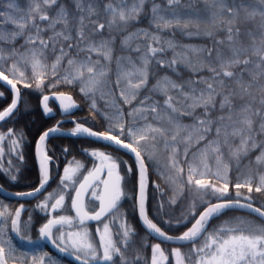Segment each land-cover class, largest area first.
I'll list each match as a JSON object with an SVG mask.
<instances>
[{"label": "snow or ice", "instance_id": "6c2138e0", "mask_svg": "<svg viewBox=\"0 0 264 264\" xmlns=\"http://www.w3.org/2000/svg\"><path fill=\"white\" fill-rule=\"evenodd\" d=\"M28 3V9L21 11L17 0H8L5 10L0 11V19L15 26V31L8 33L4 24H0V44L7 41L14 45L17 38L24 41L19 49L12 47L7 55L0 47V61L13 60L10 67L0 70V82H6L14 94L11 103L0 111V121L10 119L18 110L21 100L18 84L39 90L78 85L97 113L98 99L105 101L106 111L102 115L107 127L101 132L76 123L70 134L95 137L133 154L136 199L143 225L165 241L190 245L187 252L180 247L171 249L175 264H264V205L255 206L251 196L253 191L264 192V0H255L254 6H246V0H204V10L192 9L187 13L182 11L185 6L181 0H166V5L157 0H28ZM149 3V26L129 31L145 15ZM186 7L191 8L192 4ZM257 17L259 22H255ZM165 32L172 34L165 37ZM177 32L181 36L204 37L211 44L181 43L176 39ZM221 33L223 38L217 39ZM121 35L120 50L130 55H115ZM169 51L170 59L166 57ZM113 62L115 80L111 79ZM181 69L189 72L187 79ZM160 72L164 75H159ZM152 79L156 82L149 87ZM142 93L147 94L141 98ZM3 95L0 92V97ZM54 95L63 113L78 107L70 94ZM157 96L161 99H156ZM49 99L48 95L42 97L45 114L52 112ZM60 123L43 131L36 143L39 186L15 195L32 197L46 190L52 157L42 152L41 146L52 133L60 131ZM24 138L22 132L10 128L0 133V145L10 139L9 154H16L23 161L19 147ZM255 150H259V155L241 173L245 177L243 182L232 184L225 159L235 161L239 170V162ZM3 154L0 146V158ZM90 156L100 163L89 170L79 161L74 160L75 167L69 162L63 169L59 191L49 193L37 205L48 208L54 198L51 209L57 211L70 199L75 216L48 219L40 227V235L62 252L73 250L81 264H140V255L130 260L125 254L135 230L121 224L122 231L116 233L121 239L116 240L110 227L116 221L113 213L126 196L121 164L126 165V175L133 173V167L97 149ZM161 157L164 161L161 174L167 176L175 190L171 203H177V196L183 197L186 191L193 193L186 210L175 221L191 226L177 236L165 232L146 212L148 168L151 163L159 169ZM209 161L215 162V171ZM257 179L254 187L253 181ZM232 189L234 199L229 198ZM245 189L246 194L242 191ZM0 207L5 209L0 211V264H8L9 259L35 264V256L29 262L26 254L14 255L16 249L7 236L11 213L7 206ZM89 207L93 209L91 212ZM233 208L248 209L262 222L233 218L209 231L214 218ZM23 209L21 204L11 216V231L18 236ZM109 217L111 222H107ZM76 221L80 230L67 233L61 230L53 238L54 227L59 226L58 230L65 225L73 227ZM85 221L102 225V229L95 230L98 243L90 239ZM151 253L149 264L169 260L160 243L151 245ZM47 255L38 258L39 264H44Z\"/></svg>", "mask_w": 264, "mask_h": 264}, {"label": "trees", "instance_id": "16d2710c", "mask_svg": "<svg viewBox=\"0 0 264 264\" xmlns=\"http://www.w3.org/2000/svg\"><path fill=\"white\" fill-rule=\"evenodd\" d=\"M8 0H0V11H4L6 8ZM158 3H161L162 5H166V0H157ZM192 4V7H186L189 4ZM255 0H246V6L253 5L254 6ZM18 8L21 11H26L29 7L28 0H17ZM181 4L185 7L182 8V11L184 12H190L192 9H199L204 10L205 4L204 0H181ZM150 8L151 4L149 3L145 8V15L141 16L140 20L133 24L132 27L129 29V31H132L136 28H147L149 26V16H150ZM249 11L252 10L251 7L248 8ZM244 13L241 12V17L243 18ZM255 22H259V17H257V20ZM0 24H4V29L6 32L10 33L15 31V26L10 23H4L2 19H0ZM251 26V24L249 25ZM171 32H165L163 35L165 37H170ZM223 33H221L217 39L223 38ZM119 37L116 42V48H115V55H130V53L121 52L120 50V39ZM176 39L184 44H194V45H204V44H211V41L200 36H181L178 32L176 33ZM24 41L21 38H17L14 45L9 44L7 41H5L3 44H0V47H3L5 49V54L7 55L9 50L12 47H15L17 49L20 48V45L23 44ZM172 52L169 51L166 54L167 58H171ZM95 59V56L93 57ZM163 58V57H162ZM13 63V60H8L7 62L0 61V70H3L7 67H10ZM112 75L111 79L115 80V63L112 64ZM21 71H24V68L21 67ZM6 75H9L8 72H5ZM27 75H30V73H26ZM181 74L185 79L189 77V72L187 70L181 69ZM159 75H164V72H160ZM168 75H172L171 72L168 73ZM9 78L11 79V75H9ZM195 78V77H194ZM173 79H176L175 76H173ZM31 82V81H28ZM155 79L150 80L149 87H151L152 84H155ZM18 86L21 88V103L18 108V110L15 112V114L2 123L0 125V133H6L8 129H15L18 133L22 132L24 134V141L21 143L19 147L20 153H22L24 159L21 161L16 154H9V147H10V139H6L4 142H2V146L4 149V154L2 158H0V183L7 188L10 191L14 192H24L28 190H32L36 188L39 185L41 174L40 169L37 164L36 160V142L39 138V135L42 134L43 131L47 130L51 126H53L61 117V111L58 108V106L52 101L50 103L51 107L54 109V114L52 115H46L41 109V97L50 92H69L74 95L75 102L77 103L78 107L74 110L72 113V116L81 124H84V126L88 128H92L94 131H105L107 127V121L105 120L104 116L102 115L106 111V105L104 100L97 101V107L99 108L100 112L97 113L94 111L90 106V101L88 98H86L83 94L79 91V86H72V85H60L56 88H49L45 87L43 90L36 89L35 87L28 89L24 88L22 85ZM0 92H2L4 95L3 97H0V111H3L4 108H6L13 98L12 92L0 82ZM147 93H142L141 98H143V95H146ZM156 99H161L160 97H156ZM185 123H190V121H185ZM62 127H73V123L67 122L66 124L62 125ZM64 149H67V151H64ZM93 149H97L100 151H104L106 153H110L113 156H117L120 158L125 159V162H127L128 165H131L133 167V173L126 175V170H122L120 168V174L121 176H124L125 179L123 181L124 190L127 189H133V192L135 194L137 190V173H136V165L134 158L125 153L122 150H117L115 147L109 146V144L94 140V139H87V138H72V137H52L49 139L47 143V152L48 155L51 156L54 161L57 162L60 168V172L55 178L54 181L47 187L46 191L39 196L38 198L31 199V200H8L3 198L0 195V206H2V202H6L7 204V211L11 213L12 216V210L11 208H14L15 205L25 203L28 205V208L24 211L23 218H26L28 214H31V217L33 219L31 230L32 232L27 235L21 234V236H24L23 240L27 239L28 242H30V246L32 248H29L25 246L24 243H18V256L21 254H26L27 260L30 262L32 257H37V260L35 264H38L39 257L42 255V248L41 244L37 243L36 241L39 240V227L42 223L46 221L47 216L42 213L39 209L33 208V204H35L39 199L43 198L46 193L54 191L59 188L60 186V178L63 175V169L64 167L69 163L73 162V167H75V161L81 162L83 165H85L86 169H91L94 164H99L100 161L98 158L91 157L90 152ZM259 155V150H255L249 154L247 158L242 159L239 162V170L236 167L235 161H229L225 159V163L229 164V172L228 176L230 178V181L232 184L237 182H243L244 176L241 175L246 169V167L249 165V161L255 160V157ZM9 161H11V165L9 164ZM163 157H161V167L158 169L157 166H154L150 163L149 165V198H148V213L151 217V219L154 220L165 232L172 235H179L183 231L186 230V227H190V224H177L175 221L178 219L182 212H184L187 208V205L190 203L192 199L193 193L185 192L183 197L177 196V203L172 204L171 199L173 198L174 194L172 190L169 189V187L172 185L168 182L167 176L162 175L161 172L163 171L162 165H163ZM210 165L213 168V171H215V162L209 161ZM54 167V164H52ZM186 168V165H185ZM253 168H255V165H253ZM15 169V170H13ZM87 172L84 171V174ZM15 175L16 179L12 180L11 176ZM80 179L82 178L79 177ZM219 183V182H218ZM258 183V179L253 181V186L255 187ZM157 185H159V188H157ZM231 187V185H230ZM169 192H168V190ZM246 194V189L242 190ZM158 192L161 194L159 195ZM235 190L232 189L229 198L234 199L235 198ZM135 196V195H134ZM164 198L166 202L165 207H160V200L159 197ZM252 201L255 205L260 206L264 205V192L257 193L253 191L251 194ZM135 198V197H134ZM68 201V199H67ZM214 201V200H213ZM135 207V206H134ZM157 207L160 209L163 215H161V218L157 217L155 212L157 210ZM2 208V207H1ZM2 211H5V209ZM130 219L131 222L134 225L135 233L136 235L133 236V241L136 243H149L147 250L145 252V260L147 262H150L151 258V245L156 243V240L150 235V233L143 227L141 224L136 207L134 208V213L132 214H126ZM245 218H254L259 223L262 221L257 219L254 216H251L244 212L234 211V210H226L224 213L216 218L213 219L211 226L217 227L223 223V221H226L227 219H230L233 216H240ZM11 216L9 217L7 221V227L11 228ZM170 221V222H169ZM21 236H19L21 238ZM8 237H10L8 235ZM22 239V238H21ZM162 247L165 251H167L169 248H171V244H162ZM135 251V249H134ZM170 251V250H169ZM132 253L133 251H126L125 253ZM11 261H15L16 263L13 264H22V261L20 259H9V263ZM45 262H48L46 259Z\"/></svg>", "mask_w": 264, "mask_h": 264}, {"label": "flooded vegetation", "instance_id": "af4514ba", "mask_svg": "<svg viewBox=\"0 0 264 264\" xmlns=\"http://www.w3.org/2000/svg\"><path fill=\"white\" fill-rule=\"evenodd\" d=\"M74 110H75V108L74 109H72V111H70V112H68V113H63V112H61V115H62V117L58 120V121H60V120H63V121H61V124L62 125H64V124H66L67 122H71V123H73V127H68V128H66V127H62V128H64V129H67V130H72L74 127H75V124L76 123H79L78 121H76V119L72 116V113L74 112ZM54 113V112H53ZM53 113H51V114H53ZM45 114V113H44ZM46 115H48V114H46ZM57 121V122H58ZM56 122V123H57ZM55 123V124H56ZM54 124V125H55ZM49 141V140H48ZM48 143V142H47ZM47 143H46V151H48L47 150ZM48 154V153H47ZM49 156V155H48ZM51 157V156H50ZM117 157V156H116ZM119 158V160H121V161H125V159H123V158H120V157H118ZM52 164H54V167H53V165ZM50 165H51V181L49 182V184H48V186L52 183V181H54L55 180V178L57 177V175L59 174V172H60V168H59V165L57 164V162L56 161H54V159L52 158L51 159V161H50ZM128 165V164H127ZM122 170L124 169V170H126V165L125 164H121V167H120ZM87 174V173H86ZM85 174V175H86ZM82 179V178H81ZM39 186V185H38ZM37 186V187H38ZM47 186V187H48ZM78 186V185H77ZM47 187H46V189H47ZM46 191V190H45ZM45 194V193H44ZM47 194V193H46ZM74 195V194H73ZM90 199V195L89 196H87V198H86V202L88 201ZM27 205V204H26ZM18 206H19V204H17V205H15L14 206V208H11V209H13L12 210V212H13V216H14V214H15V210H16V208H18ZM28 206V205H27ZM25 208H27V207H25ZM24 208V209H25ZM7 209H8V207H7ZM89 212H91L93 209L91 208V207H89ZM0 211H2V208L0 207ZM115 213H113V215H114ZM118 214V213H117ZM59 215H71V216H75V211L71 208V201H70V199H68V201H66L65 202V204H64V206L61 208V209H59V210H57V211H53L52 209H50V211L48 212V215L46 214V216H47V219H46V221H45V223L47 222V220L48 219H52V218H54V217H57V216H59ZM119 215H120V219H123V217H125L124 216V214H120L119 213ZM110 218H112V217H109V219ZM78 224V221H76V222H74V226L73 227H68L67 225H65V226H63V228H60L59 229V231H64L65 233H67L70 229L71 230H73V231H78V227L76 226ZM126 224L129 226H131V227H133L134 228V225H133V223H130L129 221H126ZM98 225V222H85V226H88L89 228H91V230H89V232L91 233V238L93 239V241H95L96 242V240L98 241V237H97V235H96V232L94 231V227H96ZM58 227L59 226H57V227H54L53 228V230H52V232H53V238H55L57 235L55 234V230L56 229H58ZM117 230V229H116ZM121 232V230L120 229H118L117 230V232ZM10 236V238H11V240H12V244H13V246H14V248L16 249V253L14 254V255H16V256H18V243H24L25 244V246H27V247H29V248H32L31 246H30V242H28L27 241V239H25V240H23V239H21L15 232H13V231H11V228H8V232H7V236ZM39 238H40V244H41V248H42V252L45 254V253H47L48 255L46 256V258L49 260L48 261V263L47 264H49V263H51L50 262V259L52 258L53 259V261H54V263L53 264H77V263H75L74 261H71V260H69L66 256H63V255H60V254H58V253H56L55 251H52L51 249H50V247H49V245L44 241V239H43V237L40 235V232H39ZM156 243H159V242H156ZM62 247H63V245H62ZM161 247H162V245H161ZM163 248V247H162ZM174 247H171V248H169L167 251H165V254L166 255H168L169 256V258L170 257H172L171 255H170V252H171V249H173ZM170 250V251H169ZM67 252H69V253H71V254H73V250H71V249H69V251H67ZM126 254V256L131 260L132 259V257H134L135 255H140L141 257H142V259H141V261H140V264H147V262H146V260H145V245H139L138 246V248L137 249H135V251H134V253L133 254H130V253H125ZM73 255H75V254H73ZM76 256V255H75ZM13 263H16L15 261H11V263H9L8 262V264H13ZM46 263V262H45ZM44 263V264H45ZM93 263H97V262H93ZM38 264H39V261H38ZM162 264H169V260L168 261H163L162 262Z\"/></svg>", "mask_w": 264, "mask_h": 264}, {"label": "rangeland", "instance_id": "374dc122", "mask_svg": "<svg viewBox=\"0 0 264 264\" xmlns=\"http://www.w3.org/2000/svg\"><path fill=\"white\" fill-rule=\"evenodd\" d=\"M77 104V103H76ZM76 109V108H75ZM154 166H156L155 164H153ZM71 188H72V186H71V182H69V189H68V191L69 192H71ZM169 189L170 190H172V192H173V194L175 195V190H174V186L173 185H171L170 187H169ZM168 190V189H167ZM56 191H59V188L58 189H56ZM148 191H149V189H148ZM51 192H53V191H51ZM51 192H48L43 198H41V199H39L35 204H33L32 206H33V208H37V209H39L42 213H44L45 215L47 214L48 215V212L50 211V209H51V203H54V198H53V200L52 201H50L49 202V206H48V208H40V207H37V205H39V204H41L44 200H45V198L48 196V194L49 193H51ZM125 192H126V196L124 197V198H122V200H121V202H120V205H119V209H118V211L117 212H115V214L113 215V216H115L116 217V221H115V223H110V227H111V230H112V234H113V239H116V240H119V239H121V237L120 236H117L116 235V233H119V231L117 232V230L118 229H120L121 230V228H120V225L121 224H125L126 223V221H129L130 223H132L131 222V219L126 215V214H132L133 215V213H134V208L136 207V205H135V203H136V195H137V190H136V192H135V194H134V192H133V189H129V190H127V189H125ZM168 192H169V190H168ZM72 194H74V193H72ZM158 194L159 195H161L159 192H158ZM135 195V196H134ZM135 197V198H134ZM159 197V196H158ZM148 198H149V192H148ZM159 200H160V205L162 204L163 205V207H165L166 206V202H165V199L164 198H161L160 199V197H159ZM214 200V199H213ZM212 200V202H214ZM66 201H67V199H66ZM6 202H2V206H7V204H5ZM22 205H24V208L27 206L26 204H22ZM20 206V205H19ZM135 206V207H134ZM2 209L4 210V208L2 207ZM13 213V212H12ZM118 213V214H117ZM119 213L120 214H124V216L125 217H123V219H120L121 217H120V215H119ZM155 214H156V216L157 217H159V218H161V215H163L162 214V212L160 211V209L157 207V210H156V212H155ZM23 215L24 214H22V212H21V221H22V223H21V234H23V235H27V234H30L31 232H32V230H31V225H32V222H33V219H32V217H31V214H28L27 215V217L26 218H23ZM12 216H13V214H12ZM233 218H238V219H245V220H247V221H251V222H255V223H259L257 220H255L254 218H247V217H245V218H243V217H241V215L240 216H233V217H231L230 219H227L226 221H228V220H231V219H233ZM47 219V218H46ZM111 220H112V218H110L109 219V221H107V222H111ZM225 221H223V223H224ZM45 223V222H44ZM44 223H42L41 224V226L44 224ZM127 225V224H126ZM40 226V227H41ZM128 226V225H127ZM130 226V225H129ZM40 227H39V229H40ZM85 227H87V229L88 230H91V228H89L88 226H85ZM97 227H100L101 229H102V225H100V224H98L96 227H94V231L96 230V228ZM131 227V226H130ZM218 227V226H217ZM131 228H133V227H131ZM213 228H216V227H213ZM213 228H210L209 229V231H211ZM117 229V230H116ZM134 230H135V228H133ZM78 230H80L79 228H78ZM69 231H73V230H69ZM122 231V230H121ZM96 232V231H95ZM55 234L58 236L59 235V230L58 229H56L55 230ZM135 235H136V233H135ZM134 235V236H135ZM97 237H98V241H99V236L97 235ZM90 239L92 240V242L93 243H98V241L96 240V242L95 241H93V239L91 238V236H90ZM132 240H133V237H132ZM37 243H39L40 242V240H37L36 241ZM149 243L147 242V243H136V242H132V243H130V245L128 246V248L126 249V251H128V250H130V251H133L132 253H130V254H133L134 253V249H137L138 248V246L139 245H145V252H146V250H147V247L149 246L148 245ZM190 246H187V247H180L181 248V250L183 251V252H187L188 251V248H189ZM174 248H177V247H174ZM42 255L44 254L43 252L41 253ZM41 255V256H42ZM47 258L45 257V259H44V263H45V260H46ZM48 260V259H47ZM143 260V259H142ZM49 261V260H48ZM50 262L51 263H49V264H53L54 263V261H53V259L51 258L50 259ZM53 262V263H52ZM147 262V261H146ZM48 262H46L45 264H47ZM147 264H149V262H147ZM169 264H175V257H170L169 258Z\"/></svg>", "mask_w": 264, "mask_h": 264}, {"label": "water", "instance_id": "95a60500", "mask_svg": "<svg viewBox=\"0 0 264 264\" xmlns=\"http://www.w3.org/2000/svg\"><path fill=\"white\" fill-rule=\"evenodd\" d=\"M2 84H4L10 91H11V89H10V86H8L7 84H6V82H1ZM19 87V86H18ZM12 92V91H11ZM58 93H60V92H52V93H49V94H46V95H48L49 97H50V99H49V101H48V106H49V102L51 101V100H54L57 104H58V106L60 107V102H59V100L58 99H56V97H55V95L54 94H58ZM64 93H66V94H70V93H67V92H64ZM12 94H13V92H12ZM14 95V94H13ZM72 97H73V99H74V96L72 95V94H70ZM20 102H21V100L19 101V103H18V108H19V105H20ZM50 107V106H49ZM41 108H42V99H41ZM42 111H43V109H42ZM51 113V112H50ZM50 113H48V114H50ZM8 120V119H7ZM7 120H5V121H7ZM5 121H0V125L2 124V123H4ZM61 121H63V120H60V121H58V122H61ZM57 122V123H58ZM57 123L54 125V126H56L57 125ZM54 126H52V127H54ZM59 127H60V125H59ZM51 128V127H50ZM71 133V131L70 130H67V129H64V128H62V127H60V131L59 132H54V133H52L51 134V136L44 142V144L41 146V151L42 152H44V151H46V143L48 142V140L50 139V138H52V137H73V138H87V139H94V140H97L95 137H89V136H87V135H83V134H81V135H71L70 134ZM39 139V138H38ZM38 141V140H37ZM97 141H100V142H103V143H106V144H109V142H107V141H101V140H97ZM112 147H115V146H112ZM116 148V147H115ZM120 150H123V151H125L126 153H128V154H130L131 156H133V154H131V153H129V152H127L126 150H124V149H120ZM133 158H134V156H133ZM36 159H37V156H36ZM135 159V158H134ZM37 163H38V166H39V161H38V159H37ZM48 168H49V173H50V177H51V165H50V162H49V164H48ZM148 174H149V172H148ZM51 181V178H50V180H49V182ZM49 182H48V184H49ZM148 183H149V175L147 176V181H146V212H147V215H148V217L150 218V216H149V214H148V209H147V202H148ZM48 184L46 185V187L48 186ZM33 190V189H32ZM32 190H29V191H32ZM29 191H25V192H29ZM45 190H43L41 193H37L35 196H32V197H29V196H23V197H19V196H17V195H15L16 193H18V192H13V191H10V190H8V189H6L1 183H0V195L1 196H3L4 198H7V199H10V200H30V199H34V198H37L38 196H40L43 192H44ZM137 195H138V191H137ZM137 197V196H136ZM86 198H87V196L85 197V200H86ZM136 204H137V199H136ZM228 210H235V211H240V212H245V213H249V214H251V215H253V216H256V217H258L255 213H251L250 212V210H248V209H239V208H233V209H228ZM137 211H138V204H137ZM226 211V210H225ZM138 216H139V218H140V220H141V222H142V218L140 217V215H139V211H138ZM151 219V218H150ZM85 222H95V221H85ZM143 224V223H142ZM144 226V225H143ZM145 227V226H144ZM146 228V227H145ZM148 231V230H147ZM149 232V231H148ZM155 239H157L158 241H160V242H163V243H172V244H178V245H180V244H186L185 242H182V241H176V242H172V241H165L164 239H163V237H159V236H157L155 233H151V232H149ZM169 235H171V234H169ZM173 236H177V235H173ZM43 239H44V241L49 245V247H50V249L52 250V251H55L56 253H58V254H60V255H63V256H66L69 260H71V261H74L75 263H77V264H81V261L80 260H77L76 259V256L75 255H73V254H71V253H69V252H62V251H60L57 247H55L54 245H53V243L51 242V240L50 239H48V238H46V237H43ZM93 264H98V262L97 263H93Z\"/></svg>", "mask_w": 264, "mask_h": 264}]
</instances>
